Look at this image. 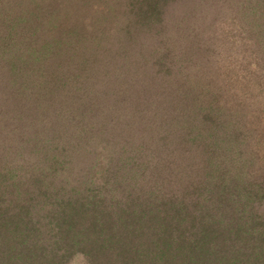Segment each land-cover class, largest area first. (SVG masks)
Here are the masks:
<instances>
[{"label":"trees","instance_id":"trees-1","mask_svg":"<svg viewBox=\"0 0 264 264\" xmlns=\"http://www.w3.org/2000/svg\"><path fill=\"white\" fill-rule=\"evenodd\" d=\"M223 7L227 101L201 72ZM251 103L264 0H0V264H264Z\"/></svg>","mask_w":264,"mask_h":264},{"label":"rangeland","instance_id":"rangeland-1","mask_svg":"<svg viewBox=\"0 0 264 264\" xmlns=\"http://www.w3.org/2000/svg\"><path fill=\"white\" fill-rule=\"evenodd\" d=\"M221 1V3L225 6L229 0H219ZM183 6V7H180ZM188 7L187 4H182L179 6H176L173 8L172 12H177L176 16H179L178 19H182L183 17H186V14H184V10H186V8ZM223 11L219 14V18L215 21L216 23V32L214 34V37H221L222 33L225 34L228 31L227 30H231V35L232 37L229 40L230 44L227 43H222V46H218L216 49L213 50L214 54L212 57L215 58V61H213L212 63H207L206 65H203V69L201 70L203 76L206 73V70H208L209 72V77L210 80H207L208 83L212 84L213 87L217 88V90L219 91V93H221V95L223 96V100H224V96L226 98V101L228 100V98H231V93L233 91L232 88L230 87L231 82H233V65H234V61L236 60L235 58L238 57V51H240L239 49V45L238 44H233V29L229 28L228 25H232V23L230 22H226V20L224 19L223 14L227 12L226 7L222 8ZM200 13L207 15L205 13H203L200 9H197ZM226 11V12H224ZM171 12V13H172ZM196 14V13H195ZM198 16V18L200 17L199 14H196ZM208 16H214V14H210ZM197 22V21H195ZM221 28V29H219ZM221 33V34H220ZM112 40V39H111ZM114 41V40H112ZM241 41L238 39V37L235 38V43H240ZM246 42H251L253 43L252 40H247ZM227 50H229V52L227 53ZM234 50H238L236 52H234ZM136 56V55H135ZM205 68V69H204ZM150 72V71H147ZM206 80V79H205ZM78 99V98H76ZM85 100V99H82ZM221 102V101H220ZM109 104L110 101H108ZM222 103V102H221ZM116 107V106H115ZM246 111V115L243 118V121H245L247 124L249 125H253V126H258L259 130L262 129L264 127V114L260 115V118H257V114H256V108L255 105L253 103L249 104ZM258 119V120H257ZM257 120V121H256ZM18 120L12 121V126H21L23 127V125L25 124L24 120L21 122H16ZM107 127V125H106ZM105 127V128H106ZM112 133V136L115 135L116 136H120V138H124L126 133L122 131V126H117L116 128H112V127H108ZM96 130V135L101 137H104L105 133H106V129H102L99 127H95ZM19 137V136H17ZM26 138V136H24L23 138H21L22 140H24ZM250 143L253 144V146L255 145L254 142L252 140H250ZM258 160L256 161V165L257 168L261 165V163L264 162V151H260V154H257ZM79 165L76 166V168H78ZM260 169H257L256 171H258ZM262 173V172H261ZM29 174H27L28 176ZM257 178V177H254ZM259 178V177H258ZM25 181V180H23ZM255 203L259 204V207H257V209L264 213V197L262 195H257L255 197ZM69 264H81L80 261L78 259H74L71 262H69Z\"/></svg>","mask_w":264,"mask_h":264}]
</instances>
